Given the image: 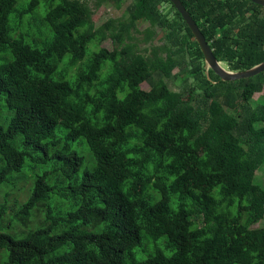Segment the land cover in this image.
<instances>
[{
  "label": "trees",
  "instance_id": "16d2710c",
  "mask_svg": "<svg viewBox=\"0 0 264 264\" xmlns=\"http://www.w3.org/2000/svg\"><path fill=\"white\" fill-rule=\"evenodd\" d=\"M94 1L98 8L109 0ZM129 1L124 19L98 37L99 44H123L88 55L83 0H28L18 12V0H0V58L8 55L0 64V95L14 110L9 126H0V185L30 151L44 152L41 162L55 159L63 177L55 185L49 171L36 178L15 213L24 227L18 233L3 230L9 206L0 202L5 264H264V187L257 177L264 167V71L222 80L206 67L171 0ZM181 1L228 69L264 61L262 5ZM165 2L178 21L161 7ZM42 4L49 29L31 43L10 16L22 20ZM141 23H148L146 42L167 29L149 54L134 41ZM68 54L70 66L81 63L72 76L60 69ZM176 68L187 73V99L167 82ZM60 125L65 144L56 135ZM82 137L94 165L80 178L85 159L70 142ZM54 195L71 199L72 208L55 211ZM162 237L164 248L157 244ZM144 239L156 246L140 258Z\"/></svg>",
  "mask_w": 264,
  "mask_h": 264
},
{
  "label": "rangeland",
  "instance_id": "374dc122",
  "mask_svg": "<svg viewBox=\"0 0 264 264\" xmlns=\"http://www.w3.org/2000/svg\"><path fill=\"white\" fill-rule=\"evenodd\" d=\"M28 0H18V3L16 5L17 12L20 11L27 3ZM60 0H55V3H58ZM129 0L126 1L121 7H119L115 0H109L105 4L101 5L100 7H96L94 0H83L86 14L84 16V19L90 23L91 32H90V39L91 44L88 47V55H90L94 49H97L98 47L104 46L109 49H113L115 46H120L123 43H120L119 41L114 42L111 38L103 41L101 44L98 43V37L103 32L108 30L112 24L115 22L116 19H124L123 13L126 8V6L129 4ZM164 11L169 12V17L171 19L179 20L176 16L175 12L173 11L170 3L165 2L163 4ZM46 11L44 8V5L42 4L38 10L34 13L27 14L22 20L18 17V14L16 12H13L10 16V24L15 25L21 24L22 28L19 29L18 33L24 32L29 33L28 41L31 43H34L36 40H43L44 39V32L49 29V25L44 19ZM148 23H141L139 25V29L141 31L136 32L134 31V41L140 46V50L142 52H145L146 54L150 53L152 45H157L162 41V37L167 31V29H159V32L155 39H153L151 42L145 41V32L144 29L147 27ZM97 43V45H96ZM136 48V47H135ZM4 57L5 53L1 55L0 58V64L5 61ZM70 59V55H66L63 64L60 66V69H65L66 67L69 69L70 76H72L78 68L79 63L77 66H70L68 63V60ZM68 62V63H66ZM66 63V64H64ZM225 66L226 64L223 63ZM79 66V67H78ZM208 67V66H206ZM207 69V68H206ZM207 71V70H206ZM174 77L171 79H167L168 84L173 90L182 91L183 98L187 99L189 95V91L185 92L186 82L184 80V77L187 76V73H181V70L179 68H176L174 70ZM142 88L144 89H150V85L148 82H144L142 84ZM259 96V93L256 94V97ZM14 115V110H12L6 101L5 94L0 95V126L7 128L12 120V117ZM56 135L58 137L62 138V144H65L67 141L65 139V132L63 127L60 125L56 129ZM71 147L73 149L78 150L85 159V163L81 170L79 171L78 175L81 178L83 175V172L86 168L92 169L94 165V158L92 155V152L90 150V147L87 143L86 138L82 137L76 141L70 142ZM19 148L23 150H30V147L19 144ZM52 153V151L50 152ZM44 156V152L41 151H30V154H28L25 158V164L22 167V169L18 172H15L11 175L13 179L10 180L8 183H3L0 185V202H7L9 209L5 216V222L6 227L3 229L4 231H8L12 234L18 233L24 229V227L19 223V220L16 218L15 213L23 203V201L27 198L28 193L30 192V189L33 188L35 180L37 177L42 176L44 173L49 171L48 181L55 185L58 183L59 179H62V170L54 171V168L56 166L61 167L60 163L55 161V159H51L47 162H41L39 158ZM257 177L261 181L262 186L264 187V167H262L257 172ZM79 178V179H80ZM72 181L71 180H67ZM52 207L55 209V211H62L63 213L69 211L72 208V201L71 199H67L64 197H60L58 195H54L53 200L51 202ZM39 217H42V214H38ZM262 224V222H258L255 224V227H258ZM36 225L33 226L36 227ZM28 230L29 228H25ZM165 241L166 237H162L158 240L157 244L161 246L162 248L165 247ZM144 248H138L137 254L140 258H145L148 255H150L154 249H155V243L150 242L146 239H144ZM167 254H171L170 250H166ZM8 259V250L7 249H0V264H5Z\"/></svg>",
  "mask_w": 264,
  "mask_h": 264
},
{
  "label": "water",
  "instance_id": "95a60500",
  "mask_svg": "<svg viewBox=\"0 0 264 264\" xmlns=\"http://www.w3.org/2000/svg\"><path fill=\"white\" fill-rule=\"evenodd\" d=\"M264 7V0H250ZM176 9L181 13L182 17L186 21L187 25L194 34L197 42L199 43L201 50L204 54L206 64L208 68H211L218 74L224 81H234L237 79L248 78L255 76L264 71V61L256 64L255 66L243 70V71H233L228 69L222 61H220L214 54L213 48L206 39L204 33L199 27L196 20L192 17L190 12L187 10L185 5L181 0H171Z\"/></svg>",
  "mask_w": 264,
  "mask_h": 264
}]
</instances>
